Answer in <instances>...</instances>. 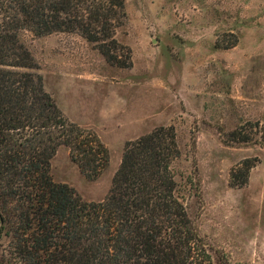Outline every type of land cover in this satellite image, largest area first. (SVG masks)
Here are the masks:
<instances>
[{"label":"rangeland","instance_id":"rangeland-1","mask_svg":"<svg viewBox=\"0 0 264 264\" xmlns=\"http://www.w3.org/2000/svg\"><path fill=\"white\" fill-rule=\"evenodd\" d=\"M126 11L116 39L132 51L129 69L76 34L21 35L37 63L29 71L110 151L107 169L89 180L61 147L54 181L103 201L126 143L173 126L177 196L199 235L232 263L264 264V0H126ZM254 158L248 184L231 187L232 171Z\"/></svg>","mask_w":264,"mask_h":264},{"label":"trees","instance_id":"trees-1","mask_svg":"<svg viewBox=\"0 0 264 264\" xmlns=\"http://www.w3.org/2000/svg\"><path fill=\"white\" fill-rule=\"evenodd\" d=\"M126 18V0H0V264H235L204 242L177 196L173 126L126 143L103 201L53 179L61 147L89 180L107 169L110 151L29 71L37 63L21 35L76 34L110 65L129 69L132 51L116 39ZM258 163L241 162L231 187H245Z\"/></svg>","mask_w":264,"mask_h":264}]
</instances>
